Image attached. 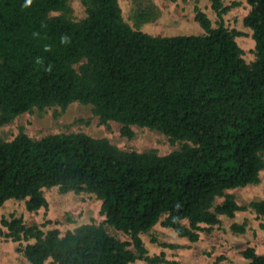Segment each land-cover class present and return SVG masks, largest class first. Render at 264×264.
<instances>
[{
	"label": "trees",
	"instance_id": "1",
	"mask_svg": "<svg viewBox=\"0 0 264 264\" xmlns=\"http://www.w3.org/2000/svg\"><path fill=\"white\" fill-rule=\"evenodd\" d=\"M80 1L85 17L74 20L68 0H0V125L34 107L78 101L101 122H119L126 137L136 125L185 142L160 155L82 132L0 139V206L25 199L36 211L47 208L44 188L87 191L101 201L104 222L131 240L94 223L43 231L20 216L1 220L5 236L27 241L19 250L29 264H131L159 261L146 255L140 234L162 217L192 241L219 214L249 207L264 217V198L239 205L225 192L256 183L264 168V0H246L251 62L237 32L221 22L212 27L199 8L194 19L203 33L153 35L123 20L119 0ZM235 4L211 0L219 15ZM134 15L148 21L157 12L138 6ZM242 254L247 264H264L253 247Z\"/></svg>",
	"mask_w": 264,
	"mask_h": 264
},
{
	"label": "rangeland",
	"instance_id": "2",
	"mask_svg": "<svg viewBox=\"0 0 264 264\" xmlns=\"http://www.w3.org/2000/svg\"><path fill=\"white\" fill-rule=\"evenodd\" d=\"M223 5L236 2L227 12L219 15L211 5V0H119L123 20L132 28L153 35L201 34L202 28L194 19L195 9L206 13L212 27L221 22L229 30H235V40L242 49L246 62L255 59L252 31L245 26L243 18L250 7L246 0H220ZM71 19L85 17V8L80 0H68ZM138 6L151 8L157 16L148 21H139L134 12ZM58 13V12H55ZM54 14V13H52ZM77 67V65H75ZM121 124L108 120L101 122L93 111L92 105L78 101L60 106L34 107L15 116L8 123L0 125V139L11 140L23 132L31 138H40L55 133H85L95 138H106L113 145L124 150H153L163 155L178 150L185 141H171L165 134L132 125V137L120 133ZM264 159V152L262 153ZM236 203L248 205L252 200L264 198V168L259 180L243 187L227 189ZM47 208L29 211L25 199H8L0 206V264H29L19 250L27 241H14L5 236L6 227L3 218L20 216L27 224H35L43 231L57 228L60 234L86 224H102L106 231L122 241L130 242V235L113 228L104 222L101 201L87 191L69 190L60 192L57 186L43 189ZM223 196L217 197L215 204L222 202ZM219 222L214 225L202 224L199 237L192 241L179 236L173 229L162 225L160 218L149 231L140 234L146 255L158 257L159 261L150 262L136 258L131 264H247L248 259L242 254L247 247H253L258 254L264 255V217L253 209L238 210L233 216L218 215ZM233 224H244L243 231L232 229ZM32 241V240H30ZM134 251L132 244L128 246Z\"/></svg>",
	"mask_w": 264,
	"mask_h": 264
}]
</instances>
